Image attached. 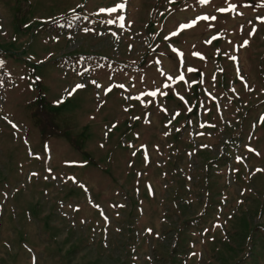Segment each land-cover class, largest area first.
I'll list each match as a JSON object with an SVG mask.
<instances>
[{"label":"rangeland","instance_id":"rangeland-1","mask_svg":"<svg viewBox=\"0 0 264 264\" xmlns=\"http://www.w3.org/2000/svg\"><path fill=\"white\" fill-rule=\"evenodd\" d=\"M230 2L0 0V264H264V0Z\"/></svg>","mask_w":264,"mask_h":264},{"label":"snow or ice","instance_id":"snow-or-ice-1","mask_svg":"<svg viewBox=\"0 0 264 264\" xmlns=\"http://www.w3.org/2000/svg\"><path fill=\"white\" fill-rule=\"evenodd\" d=\"M170 2H174V0H170ZM210 2H211V0H199V3H200V4H208V3H210ZM225 3L227 4V7H220V8H218V9H217L218 12H220V13H225V12H230V11H235V10H236L237 5L232 4V3L230 2V0H225ZM262 6H264V5H262ZM124 7H125L124 3H120V4H117L115 7H112V8L100 9V11H101V12H107V13L111 14V13L116 12L118 9L122 10ZM237 15H242V13L237 12ZM118 19H119V21L121 22V23H120V27L123 28V27H124V24H123L124 17L121 15V16L118 17ZM216 19H217V17L214 16V15H213V16H208V15L198 16V17L196 18V20H193V21H191L190 23L180 24V25H179V30L182 31V30H184V29L193 28V27L197 24L198 21H208V20L215 21ZM256 19H257V21H259L260 23H264V16H257ZM109 23H115V21H109ZM248 23H249V24H253V22H252L251 20H249ZM209 27H211V25H209ZM241 30L243 31V26H241ZM85 31H88V29H85ZM256 33H257V28H256L255 24H253V27H252V29L248 32V35L251 37V36H254ZM178 34H179L178 31H173V32L171 33V36H176V35H178ZM113 35H115V34H113ZM217 38H218L217 36H213V37H212L213 40H215V39H217ZM165 39H169V37L166 36ZM206 42H207V43H211V40L206 41ZM248 46H249V40L245 39V40L243 41V43L240 44V45L237 47L236 50H239L240 48H245V47H248ZM173 51H174V52H177V54L181 57V63H183V60H182V58H183V53H180V52H179L178 50H176V49H173ZM193 55L199 57L200 59H204V57H203L200 53H198V52H194ZM229 58H230L231 60H233L234 62H235L236 59H237L235 56H231V57H229ZM0 65H2V62H0ZM220 70L223 71V69H220ZM187 71H188V72H193V71H196V69H193V68H187ZM239 71H240L239 68H237V73H238V75H239ZM167 79H168V80H173L174 78L171 77V76H168ZM240 79L243 81V77H242V76H240ZM175 80H177V81H184V80H185L184 74H183V73H180L177 77H175ZM93 83H95V81H93ZM83 86H84V85H82V84H77V85L75 86V88L72 89V92L76 91V90L79 89V88H82ZM97 86L99 87V85H97ZM244 86H245V88H246L247 90H251L250 86L247 84L246 81H244ZM118 87L123 88L124 85H123V84H120V85H118ZM164 87L167 88V87H170V86H169L168 84H165ZM111 90H112L111 87L105 89V94H107L108 92H111ZM233 91H234V89H233ZM72 92H70L69 95H71ZM158 93H159L160 95H167V93H162V92H160L159 89H156L155 91H151V92L144 93L143 95H147V96L155 97ZM133 99H141V98H140V97H133ZM180 99L183 100L184 97L181 96ZM162 110H164L165 112L167 111L166 109H162ZM188 110L191 111V109H188ZM175 115H179V113H176ZM173 118H175V116H173ZM260 122H261V123H264V115L261 116V118H260ZM9 123H11V122H9ZM169 123H171V121H169ZM204 126H205V125H201V127H204ZM12 127H13V128H16L17 125L12 124ZM212 127H214V125H212ZM177 131H179V129H177ZM167 134H168V133H165V135H167ZM141 147H144V146L142 145ZM205 147H206V146H205ZM248 150L251 151V152H255L256 155H260L259 152H256V150H255V149H252L251 147H248ZM29 154H30V155H33L31 152H30ZM133 154H135V153H133ZM37 158H38V157H37ZM241 160H242L241 157H237V161H238V162L241 161ZM49 171H51V170L49 169ZM257 171H264V169H257ZM33 175H36V174L33 173ZM46 178H47V177H46ZM69 179H72L73 182H75L74 178H71V177H70ZM96 207L99 208V205H96ZM120 207H123V205H120ZM75 210L78 211L79 209L77 208V209H75ZM101 215L103 216L104 213L101 212ZM105 222H106V223L108 222V219H107L106 216H105ZM214 226H215V227H220V225H214ZM147 231H148L149 233H151L152 230H151V229H147ZM193 255H195V253H193Z\"/></svg>","mask_w":264,"mask_h":264}]
</instances>
